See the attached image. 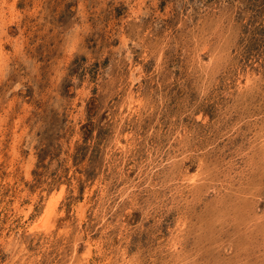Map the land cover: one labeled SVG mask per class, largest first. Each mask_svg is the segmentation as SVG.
Here are the masks:
<instances>
[{
	"label": "rangeland",
	"instance_id": "374dc122",
	"mask_svg": "<svg viewBox=\"0 0 264 264\" xmlns=\"http://www.w3.org/2000/svg\"><path fill=\"white\" fill-rule=\"evenodd\" d=\"M0 264H264V0H0Z\"/></svg>",
	"mask_w": 264,
	"mask_h": 264
},
{
	"label": "bare ground",
	"instance_id": "6f19581e",
	"mask_svg": "<svg viewBox=\"0 0 264 264\" xmlns=\"http://www.w3.org/2000/svg\"><path fill=\"white\" fill-rule=\"evenodd\" d=\"M118 135V134H117ZM126 263V262H125Z\"/></svg>",
	"mask_w": 264,
	"mask_h": 264
}]
</instances>
